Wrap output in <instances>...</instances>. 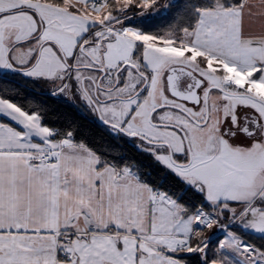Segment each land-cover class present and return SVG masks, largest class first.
Here are the masks:
<instances>
[{
	"label": "snow or ice",
	"instance_id": "1",
	"mask_svg": "<svg viewBox=\"0 0 264 264\" xmlns=\"http://www.w3.org/2000/svg\"><path fill=\"white\" fill-rule=\"evenodd\" d=\"M0 264H264V0H0Z\"/></svg>",
	"mask_w": 264,
	"mask_h": 264
}]
</instances>
